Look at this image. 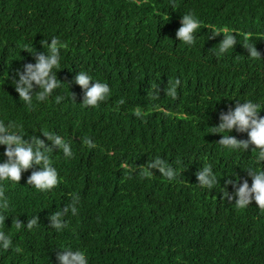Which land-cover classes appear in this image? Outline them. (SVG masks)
I'll return each instance as SVG.
<instances>
[{"label": "trees", "instance_id": "trees-1", "mask_svg": "<svg viewBox=\"0 0 264 264\" xmlns=\"http://www.w3.org/2000/svg\"><path fill=\"white\" fill-rule=\"evenodd\" d=\"M188 11L201 21L192 46L175 37ZM214 28L239 34L220 56L212 48L223 34L211 36ZM245 35L260 56H247ZM50 38L64 45L60 88L44 102L34 95L28 106L12 79ZM79 70L107 83L111 96L85 107L74 83ZM235 98L264 103V0H0V120L18 122L25 139L35 135L46 146L52 142L43 132L59 134L73 152L65 157L53 146L59 182L51 190L26 183L34 169L18 183L0 182L8 200L0 231L12 239L0 248V264H58L63 246L85 251L89 264H264V210L254 201L240 209L221 192L229 178L251 185L246 168L261 166L256 150L226 149L209 128ZM89 138L93 147L83 142ZM152 158L171 163L176 178L158 169L145 175ZM206 165L218 177L213 189L197 184ZM73 197L76 214L69 210L65 227L51 228L50 214L72 206Z\"/></svg>", "mask_w": 264, "mask_h": 264}, {"label": "clouds", "instance_id": "clouds-1", "mask_svg": "<svg viewBox=\"0 0 264 264\" xmlns=\"http://www.w3.org/2000/svg\"><path fill=\"white\" fill-rule=\"evenodd\" d=\"M201 27V21L196 18L192 11L181 14L180 27L175 32V37L184 44L192 46L195 44L197 30ZM211 36L222 35L218 46L213 49L214 55L220 56L227 50L234 48L238 42L236 32H229L226 29H213ZM235 33V35L233 34ZM250 37L245 35L240 41H243L248 55L252 58L260 56L255 44L245 43L250 41ZM42 44V43H41ZM46 52L34 53L35 62H27L21 68L15 70V78L12 83L19 95L20 101L31 106L33 96L38 102L46 101L56 89L60 88L61 81L57 78V71L60 68V44L56 38H50V43L46 41L42 44ZM217 45V44H216ZM55 70V71H54ZM91 81V83H90ZM74 83L79 85L84 92L82 104L85 107H96L111 96V89L107 83L94 79L87 71L79 70L74 77ZM172 95L175 94L174 87L170 89ZM60 97H57L59 102ZM120 104H125L121 99ZM264 103L254 101L253 99H236L234 106L227 107L226 110L219 112V124L214 127L212 133L222 134L218 143L231 151L245 152L252 145L255 149V161L260 167H248L247 174L251 177V185L247 179L232 180L226 179L221 190L223 198L231 201L234 199L236 207L243 209L250 202L254 201L259 209L264 210V116L259 112ZM136 117H142L144 113L140 108L133 111ZM23 125L14 120H0V146H4L5 160L0 161V182L9 181L18 183L22 172L34 169L27 176L26 183L39 191H48L53 189L59 182L58 172L50 162V152H53V146L62 150L65 157H72L73 152L71 145L59 134L43 132L47 140L52 142V146H46L45 141L38 136H31L25 139V131H22ZM233 130L237 132H246L247 139H237L230 133ZM227 132V135L223 133ZM37 138H33V137ZM88 147H93V141L85 139L83 141ZM147 175L153 173L151 169H158L162 176L172 181L178 175L176 168L162 158L149 159L145 165ZM130 169L129 171H134ZM198 185L204 189H213L218 183V177L214 173L212 166H202L196 173ZM232 185V192L227 191V185ZM73 205L65 206L62 211H56L50 214V226L56 230L65 227L63 217L71 211L76 214L75 202L78 197H73ZM0 208H8V200L3 191H0ZM5 219L0 217V220ZM38 218L28 220L26 227L31 229L37 224ZM24 223L16 221L17 229L21 228ZM12 246V239L4 231H0V248L9 249ZM60 251L56 253L58 264H89L88 257L83 250L73 249L72 247H58ZM16 251H20L19 248Z\"/></svg>", "mask_w": 264, "mask_h": 264}]
</instances>
